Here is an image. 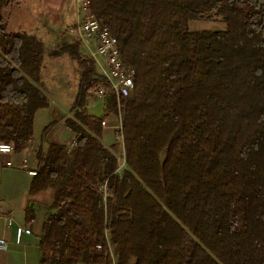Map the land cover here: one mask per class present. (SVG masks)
I'll return each instance as SVG.
<instances>
[{
	"label": "trees",
	"instance_id": "obj_1",
	"mask_svg": "<svg viewBox=\"0 0 264 264\" xmlns=\"http://www.w3.org/2000/svg\"><path fill=\"white\" fill-rule=\"evenodd\" d=\"M11 3L0 0V142L19 153L34 139L51 104L46 55L68 54L79 73L77 120L65 122L76 143L36 151L30 192L55 187L41 264H111L108 241L116 264H264V0H89L136 71L120 101L125 167L119 140L110 150L99 139L105 118L81 110L105 85L95 62L76 38L48 51L37 34L8 30Z\"/></svg>",
	"mask_w": 264,
	"mask_h": 264
},
{
	"label": "crops",
	"instance_id": "obj_2",
	"mask_svg": "<svg viewBox=\"0 0 264 264\" xmlns=\"http://www.w3.org/2000/svg\"><path fill=\"white\" fill-rule=\"evenodd\" d=\"M101 101L103 106H101L100 114L93 113L96 108L94 111H90V108L95 106V104L91 106L93 102H87L85 109L92 116L105 118L107 126L103 127L102 136L99 139L106 148L111 150L112 145L118 141L117 135L120 133L117 113L110 111L107 107L109 99H105V102ZM56 109H51V116L56 114ZM39 111L34 118V139L19 153L0 154L1 163L13 159L19 165L26 158L28 159V169L37 170L39 164L36 159V151L41 144L44 149L50 143L72 146L75 133L65 123L67 118H71L70 108L64 109L63 114L59 113L57 117H54L57 124L45 136V139L42 138V132H36L35 120ZM120 167L124 166L121 164ZM34 178L35 175H31L28 170L19 168L4 167L0 171V238L5 239L8 243L6 250L0 248V264H41L42 262V230L49 214L55 212L53 207L55 187H48L39 193L32 194L30 190ZM11 220L12 223L9 224ZM26 227L31 229V233L23 232Z\"/></svg>",
	"mask_w": 264,
	"mask_h": 264
},
{
	"label": "rangeland",
	"instance_id": "obj_3",
	"mask_svg": "<svg viewBox=\"0 0 264 264\" xmlns=\"http://www.w3.org/2000/svg\"><path fill=\"white\" fill-rule=\"evenodd\" d=\"M4 13L8 20V30L37 34L44 40L48 51L57 48L63 42H70L75 39L74 36L67 33L68 26H73L76 20L75 0H12ZM189 26L192 30H223L226 28L225 23L213 20H192ZM80 51L81 56L85 58L82 49ZM44 62L45 67L42 71V78L50 91L51 104L48 108L39 109L38 116H36V132H42V137L44 136V129L48 125L52 122L57 124L54 117H57L59 113L63 114L64 109L71 108L79 90L78 65L68 54L58 58L46 55ZM96 70H98L97 67ZM105 99L98 97L93 91L87 96L81 110L85 109L87 102H93L91 106H94V104L95 106L92 109L90 108V111L92 112L96 108L93 113L100 114L102 111L101 106H103L101 100L105 102ZM53 108H57V112L51 116L50 111ZM70 117L77 120L75 112H71ZM56 124L47 134L54 129ZM117 137V140H119V143H117V156L120 165L122 164L125 167L123 142L120 140L119 134ZM73 144L74 142L71 147H73Z\"/></svg>",
	"mask_w": 264,
	"mask_h": 264
},
{
	"label": "built area",
	"instance_id": "obj_4",
	"mask_svg": "<svg viewBox=\"0 0 264 264\" xmlns=\"http://www.w3.org/2000/svg\"><path fill=\"white\" fill-rule=\"evenodd\" d=\"M76 20L73 26L67 28V33L74 36L82 45V54L85 58L95 62L99 70V75L105 85L99 86L95 93L98 97L111 99L115 98L118 111V127L122 131V111L120 101L123 97L132 95L136 86V71L128 66L122 59L118 39L113 35L109 27L104 26L89 10V0H75ZM102 126L106 127V120L102 121ZM123 142V136H121ZM76 143L75 140L73 141ZM0 154H15L13 144L0 142ZM4 167L19 168L28 170L31 175H36V170L28 169V159L24 158L22 163L17 165L13 159L0 162V171ZM105 195L106 189L104 188ZM12 223V220L9 224ZM23 232L31 233V229L26 227ZM108 237V231L106 232ZM0 248L6 250L8 243L0 238ZM96 251L103 250L102 244L95 246ZM108 253L111 256V264H116V257L110 242L108 241Z\"/></svg>",
	"mask_w": 264,
	"mask_h": 264
}]
</instances>
